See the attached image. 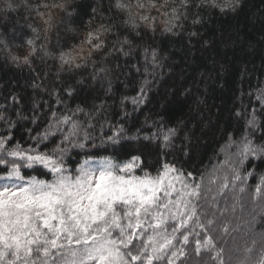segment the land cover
Listing matches in <instances>:
<instances>
[{"label": "snow or ice", "instance_id": "1", "mask_svg": "<svg viewBox=\"0 0 264 264\" xmlns=\"http://www.w3.org/2000/svg\"><path fill=\"white\" fill-rule=\"evenodd\" d=\"M3 2L0 13H4V20L0 24L7 22L8 10L23 7L25 26L32 36L21 55L0 33V52L15 67L36 72L33 88L43 92L48 88L35 84L42 78L34 61L39 59L49 70L53 66L48 61L55 62L56 83L50 95L57 104L66 106L65 96L72 98L81 86L91 84L94 89L97 82L103 86L109 74L105 65L111 60L123 58L128 63L142 57L146 65L158 66V49L151 43L157 33L196 37L198 32L188 31V27L201 25L204 13H236L243 4V0H107V5L105 0H92L87 6L77 0ZM82 15L89 17L83 30L72 26ZM61 24H68L63 34L58 28ZM54 30L56 44L51 37ZM77 38L78 43H68ZM132 67L139 71L136 64ZM89 68L92 71L86 74ZM109 91L111 82L107 81L105 92ZM185 92L190 94L191 90ZM248 96L250 110L242 104L236 112L244 120L243 135L237 141L229 133V147H235L236 152L229 156L232 163L226 160L224 164L231 176L213 175L207 181L203 174L196 179L192 171L167 159L179 130L163 124L142 137L140 129L129 135L122 123L110 125L112 135L102 139L101 145L111 155L97 160L86 154L74 170L70 169L66 162L70 149L100 147L87 143L93 137L74 117L101 112L103 101L91 113L81 106L69 108L71 115L58 116L53 111L45 130L29 137L36 147L24 148L13 144L10 134L0 135V264H230L232 250L219 244L213 233H229L226 214L235 213L238 206L243 208L245 195L252 203H264V174L249 192L248 178L254 173L246 170L241 175L240 171L245 161L264 163V139L257 135H264V84ZM13 102L20 100L13 96ZM131 102H144L143 87ZM0 121L14 127L3 113ZM32 123H37V118L33 117ZM65 125L69 127L62 140L41 151L39 145L63 132ZM125 141H146L159 149L155 174L147 170L144 152L125 151L130 147ZM26 169L37 174L30 175ZM47 174L52 178H40ZM220 200H224L223 207ZM256 235L259 239H252L236 264H264V232Z\"/></svg>", "mask_w": 264, "mask_h": 264}, {"label": "trees", "instance_id": "2", "mask_svg": "<svg viewBox=\"0 0 264 264\" xmlns=\"http://www.w3.org/2000/svg\"><path fill=\"white\" fill-rule=\"evenodd\" d=\"M77 2L87 6L92 0ZM2 7L4 2L0 0V8ZM6 15L8 20L0 24V33L13 46V51L22 55L27 47V39L32 36L30 29L25 26L26 10L20 7L15 11L8 10ZM204 17L201 25L188 27V31L198 32L196 37L189 38L187 33L176 37L160 36L157 33L156 39L151 41L159 54V65L155 68L150 64L146 65L142 57L128 63L123 58L119 61L111 60L105 65L109 69L107 81L111 82V91L105 92L107 81L103 86L97 82L94 89L91 84L81 86L72 98L65 96L67 106L57 104L50 95L52 85L56 83L55 62L48 61V65L53 66L49 70L39 59L34 61L42 78L36 79L35 84L43 83L48 88V92H43L33 88L36 72L15 67L0 52V113L14 125L9 128L0 121V135L10 134L12 143H19L24 148L36 147V142L29 137L45 130L53 111L58 116L65 113L71 115L69 108L81 106L91 113L93 107L99 106L103 101L104 109L101 112L91 116L80 113L74 117L93 137L87 143H95L100 147L70 149L66 157L68 166L75 168L86 154H91L95 159L111 155V151L105 150V146L101 145L102 139L112 135L110 125L122 123L129 135L137 134V129H140L138 134L142 137L155 132L163 124L165 128L175 127L179 130L174 147L169 150L168 160L174 159L178 167L192 171L196 179L201 174L205 181L213 175L222 177L228 174L230 177V170L224 161L232 163L229 156L236 152V148L229 147V133L238 141L244 130V120L238 118L236 112L241 109L242 104L250 110L248 93L264 84V0H243L242 7L236 13L221 15L218 10H213L211 14L204 13ZM88 19L87 15H82L72 26L83 30ZM2 20L4 13H0V21ZM67 27L68 24L58 25L61 34ZM51 37L52 43L56 44L55 30ZM78 42V38L68 41L69 44ZM132 64H136L139 71ZM91 71V68L85 70L86 74ZM64 82H68L67 77ZM142 87L144 102L133 105L131 98L138 97ZM185 89H190L191 93H186ZM13 96L20 102L14 103ZM125 97L128 99L121 105ZM34 103L37 104L36 108L33 107ZM253 104L259 106L254 98ZM124 113L128 115L125 116ZM33 117L37 118L35 124L32 123ZM154 122L155 127L152 126ZM89 123L92 125L90 128L87 127ZM68 127L65 125L63 132H57L40 144V150L51 149L55 143H59ZM28 129L33 131L29 133ZM82 135L83 133L81 138ZM257 135L264 139V135ZM124 143L130 145L125 151L144 152L147 170L155 174L159 149L146 141ZM146 144L147 147H144ZM159 158L164 159L162 154ZM246 170L254 173V176L248 178L251 192L259 175L264 174V163L260 160H253L251 163L245 161L240 169L241 175ZM25 172L37 174L29 169ZM40 178L51 179V175H41ZM219 206H224V200H220ZM226 215L229 233L221 236L217 231L213 235L218 237L217 242L226 250H232L230 264H236V258H242L243 249L251 246L252 239H259L256 234L264 232V203H252L250 197L245 195L243 208L238 206L235 213L229 212Z\"/></svg>", "mask_w": 264, "mask_h": 264}, {"label": "rangeland", "instance_id": "3", "mask_svg": "<svg viewBox=\"0 0 264 264\" xmlns=\"http://www.w3.org/2000/svg\"><path fill=\"white\" fill-rule=\"evenodd\" d=\"M98 159H100V158H97V160H98ZM69 168H70V169H73V170L75 169V168H72V167H70V166H69ZM51 178H52V177H51ZM169 224H171V221L169 222ZM169 230H171V229L169 228Z\"/></svg>", "mask_w": 264, "mask_h": 264}]
</instances>
